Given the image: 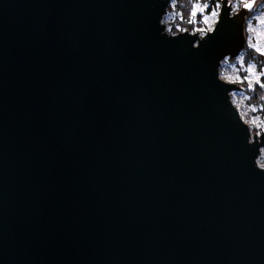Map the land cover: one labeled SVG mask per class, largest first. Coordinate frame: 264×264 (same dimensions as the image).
<instances>
[{
	"label": "water",
	"instance_id": "1",
	"mask_svg": "<svg viewBox=\"0 0 264 264\" xmlns=\"http://www.w3.org/2000/svg\"><path fill=\"white\" fill-rule=\"evenodd\" d=\"M172 0H0V264H264V132L223 80L256 1L203 34Z\"/></svg>",
	"mask_w": 264,
	"mask_h": 264
},
{
	"label": "rangeland",
	"instance_id": "2",
	"mask_svg": "<svg viewBox=\"0 0 264 264\" xmlns=\"http://www.w3.org/2000/svg\"><path fill=\"white\" fill-rule=\"evenodd\" d=\"M232 2L233 10H238L241 3L247 0H230ZM260 0L256 1L255 6ZM172 5V1L170 3ZM255 8V7H254ZM218 12L216 8L210 9L209 3L205 0H195L192 10L191 18L194 28L190 32H197L203 34L211 30L214 26ZM165 25V30L171 33V26L174 22V13L169 12L167 9L166 14L162 18ZM179 29V27H177ZM183 31V30H182ZM246 45L250 46L256 52L264 55V10L259 8L252 15H249L246 21ZM220 77L230 83H249L253 86L255 82L260 81L263 72L257 70L254 62H246L245 55L240 53L235 58H225L222 60L219 68ZM241 86V85H240ZM242 88V86H241ZM231 100L234 106L238 109L240 116L249 126L251 132L260 133L264 132V109L258 106L248 95L243 88L240 90L232 91L230 93ZM257 164L264 167V150L257 159Z\"/></svg>",
	"mask_w": 264,
	"mask_h": 264
},
{
	"label": "trees",
	"instance_id": "3",
	"mask_svg": "<svg viewBox=\"0 0 264 264\" xmlns=\"http://www.w3.org/2000/svg\"><path fill=\"white\" fill-rule=\"evenodd\" d=\"M209 3L210 9L216 8L219 10L221 0H205ZM195 0H172V5L168 6V11L174 13V22L171 26V33H177L182 30L192 31L194 24H192L191 10ZM253 10L249 13L252 15L259 8L264 10V0H260ZM248 15V16H249ZM179 27V29L177 28ZM245 55L246 62H254L259 72H263L264 55L256 52L250 46L245 45L241 51ZM242 88L248 92L249 97L256 105H260L264 109V75H261L260 81L255 82L253 86L249 83H240Z\"/></svg>",
	"mask_w": 264,
	"mask_h": 264
}]
</instances>
